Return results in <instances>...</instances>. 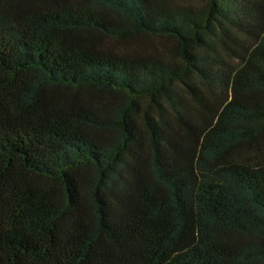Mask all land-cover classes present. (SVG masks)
Segmentation results:
<instances>
[{
	"label": "trees",
	"instance_id": "obj_1",
	"mask_svg": "<svg viewBox=\"0 0 264 264\" xmlns=\"http://www.w3.org/2000/svg\"><path fill=\"white\" fill-rule=\"evenodd\" d=\"M263 138L264 0H0V264H264Z\"/></svg>",
	"mask_w": 264,
	"mask_h": 264
},
{
	"label": "rangeland",
	"instance_id": "obj_2",
	"mask_svg": "<svg viewBox=\"0 0 264 264\" xmlns=\"http://www.w3.org/2000/svg\"><path fill=\"white\" fill-rule=\"evenodd\" d=\"M172 3H174L175 5H179V6H187L190 8H195L197 6H200L203 3V0H170ZM223 55V54H222ZM225 60L232 62L234 60L233 56H224ZM200 90H203V87H200ZM264 140V138H263Z\"/></svg>",
	"mask_w": 264,
	"mask_h": 264
}]
</instances>
